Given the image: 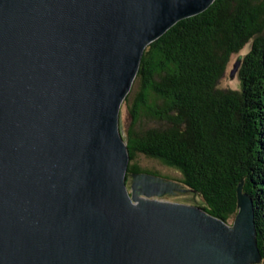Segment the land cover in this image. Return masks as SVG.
<instances>
[{
    "label": "water",
    "instance_id": "obj_1",
    "mask_svg": "<svg viewBox=\"0 0 264 264\" xmlns=\"http://www.w3.org/2000/svg\"><path fill=\"white\" fill-rule=\"evenodd\" d=\"M214 1L0 0V264L261 261L242 186L228 226L150 198L180 183L127 184L120 111L144 49Z\"/></svg>",
    "mask_w": 264,
    "mask_h": 264
},
{
    "label": "trees",
    "instance_id": "obj_2",
    "mask_svg": "<svg viewBox=\"0 0 264 264\" xmlns=\"http://www.w3.org/2000/svg\"><path fill=\"white\" fill-rule=\"evenodd\" d=\"M241 56L239 86L222 81ZM123 103L133 173L179 182L200 194L203 207L227 223L238 212V189L253 199L264 264V0H215L184 18L144 49ZM156 160L180 178L143 166Z\"/></svg>",
    "mask_w": 264,
    "mask_h": 264
},
{
    "label": "rangeland",
    "instance_id": "obj_3",
    "mask_svg": "<svg viewBox=\"0 0 264 264\" xmlns=\"http://www.w3.org/2000/svg\"><path fill=\"white\" fill-rule=\"evenodd\" d=\"M250 46L245 47L244 51L236 54L233 56L231 63L225 73V76L223 77V83L225 85H231L232 87L236 88L239 86V76H238V72H236V74L234 75V77H231V71L234 67L235 62L243 55H245V53L249 50ZM121 120H122V126L123 128H126L130 122H131V116L129 114L128 108L126 103H123L121 106ZM139 162H141L143 164V166H147L156 170H159L160 172L164 173V174H170L176 178H180V173L177 172L174 169H171L170 167H167L166 165H163L162 163L153 160V159H148L143 155H140L138 157ZM179 183V182H178ZM182 187H175L177 189H184V190H188V191H181V190H176V189H172V192H167L164 193L162 195H156V196H151V199H155V200H167V201H171V202H180V203H188L191 205H200L203 203V199L201 197L200 194L191 191L190 189H188L186 186L181 185ZM131 191V188H129ZM235 218L236 216L231 219L228 222V226H233L234 222H235Z\"/></svg>",
    "mask_w": 264,
    "mask_h": 264
}]
</instances>
